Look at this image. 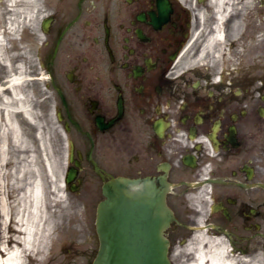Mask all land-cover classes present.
<instances>
[{
    "label": "flooded vegetation",
    "instance_id": "af4514ba",
    "mask_svg": "<svg viewBox=\"0 0 264 264\" xmlns=\"http://www.w3.org/2000/svg\"><path fill=\"white\" fill-rule=\"evenodd\" d=\"M234 1H43L36 130L66 192L89 198L88 264L119 177L169 184L171 264L222 247L264 264V0Z\"/></svg>",
    "mask_w": 264,
    "mask_h": 264
},
{
    "label": "rangeland",
    "instance_id": "374dc122",
    "mask_svg": "<svg viewBox=\"0 0 264 264\" xmlns=\"http://www.w3.org/2000/svg\"><path fill=\"white\" fill-rule=\"evenodd\" d=\"M43 1L22 0L23 5L18 6V0H12L10 2L11 6L8 0H0V34L4 36V49L0 50V89L7 88L9 80L18 77L16 70L21 67L24 71L22 77L25 78L22 92L27 96V103L32 111L37 114L38 107L40 108V106L44 105H41L37 100L38 96L41 93L48 94L45 91L46 80L38 79V70H40L41 65L38 50L42 41L39 25L42 17L46 14L43 8ZM236 4L233 0V6ZM13 18L16 23L13 22L12 27L16 29L10 32L8 21ZM227 48H230L229 45H227ZM227 50L229 51V49ZM14 119L19 124L20 132L26 141H12L13 134H10V128L6 126L0 128L2 133L1 141H4L6 145L5 161L2 162L4 170L9 174L10 178L11 175H14V179L11 178V181L13 180L14 182L19 179L17 183L21 185L27 183V180L33 179L35 173L39 174L44 181L50 184L53 181V172L46 168V163L54 164L52 150L48 151V143L51 142L52 138L47 136L46 133H42V137H44V144L42 145L41 142H38L41 130H36L35 124H37V121L25 118L19 113H16ZM1 121L3 122V120ZM48 126L52 131L55 128V126L46 123V125L44 124L45 132ZM25 151H29V155H34L35 157L28 159L30 156ZM25 166H27V171L29 168V172L26 171L20 179V170L25 168ZM32 168L36 171L35 173ZM65 170L66 165L63 162L61 163V173L55 175L57 185H65L63 192L61 193L60 191L62 198L59 201V196L56 197L55 206L49 204L47 209L50 213L48 224L51 227L48 233L51 236L46 241V247L40 260L31 256L27 264H88L90 261L92 245L89 240L91 239L90 226L92 223L90 220H86L89 198L84 193L74 197L65 191ZM50 191L51 189H47L49 194ZM7 195L13 200L21 196L20 190L15 188H10ZM181 199L180 201H182ZM233 256L238 257L237 261L233 258L236 264H251L246 256Z\"/></svg>",
    "mask_w": 264,
    "mask_h": 264
},
{
    "label": "bare ground",
    "instance_id": "6f19581e",
    "mask_svg": "<svg viewBox=\"0 0 264 264\" xmlns=\"http://www.w3.org/2000/svg\"><path fill=\"white\" fill-rule=\"evenodd\" d=\"M9 5L12 0H8ZM12 6V5H11ZM16 23L15 19L8 21L10 32H13L15 27L12 24ZM30 22V20H29ZM4 36L0 34V50L4 49ZM2 51V50H1ZM12 67V66H11ZM18 77L10 79L9 86L5 89H0V128L6 126L10 128L12 141H26L20 132L19 124L15 121L16 113L37 121L36 127H39L40 120L37 113H34L27 103V96L22 92V85L25 78H23V69L20 67L16 70ZM3 120V122L1 121ZM40 122V121H39ZM0 131V264H27L28 259L32 257L41 258L46 247V241L51 236L48 232L50 225L48 224L49 212L47 211L49 204L55 206L56 197L63 192V187L57 185L55 182V175L57 169L54 164L46 163V168L50 169L53 181L49 184L43 178L35 173V177L25 184H18L16 179L14 182V175L9 174L4 170L2 162L5 161L6 149L5 143L2 142V135ZM42 132L38 136V142L44 144V137ZM41 147V145H40ZM28 156L29 151H25ZM29 167V165H27ZM27 166L20 170V179L27 171ZM29 172V168L28 171ZM27 175V173H26ZM8 176V179H7ZM50 186V187H49ZM49 187V188H48ZM10 188L20 190V197L13 200L8 197ZM47 189H51L50 194ZM204 264V261L202 263ZM211 264H236V262L229 256L227 248L222 247L219 254V260L212 259Z\"/></svg>",
    "mask_w": 264,
    "mask_h": 264
},
{
    "label": "water",
    "instance_id": "95a60500",
    "mask_svg": "<svg viewBox=\"0 0 264 264\" xmlns=\"http://www.w3.org/2000/svg\"><path fill=\"white\" fill-rule=\"evenodd\" d=\"M167 192L162 178L107 183L97 216L100 250L93 264H170L165 230L173 215Z\"/></svg>",
    "mask_w": 264,
    "mask_h": 264
}]
</instances>
